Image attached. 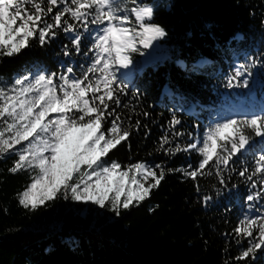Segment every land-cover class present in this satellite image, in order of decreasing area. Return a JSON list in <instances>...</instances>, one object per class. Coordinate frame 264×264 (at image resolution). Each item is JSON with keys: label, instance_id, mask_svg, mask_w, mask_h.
I'll return each instance as SVG.
<instances>
[{"label": "snow or ice", "instance_id": "obj_1", "mask_svg": "<svg viewBox=\"0 0 264 264\" xmlns=\"http://www.w3.org/2000/svg\"><path fill=\"white\" fill-rule=\"evenodd\" d=\"M162 6L163 0H0V58L21 54L32 41L44 47L60 32L70 36L72 46L64 45L63 55L70 57L74 51L85 57L79 74L68 65L63 71L33 67L8 80L0 77V160L15 156L8 172L30 173V183L18 194L24 209L34 211L62 198L115 217L144 202L167 175L190 179L199 193L200 177L214 170L226 185L224 170L237 172L249 191L241 218L231 232L222 234L224 264H252L264 251V147L254 154L252 166L241 157L257 138L264 142V106L213 121L202 133L178 131L182 121L173 115L155 151L169 158L180 152L195 154V164L171 168L141 160L122 165L109 158L122 145L131 150L134 131L144 127L145 136L149 134L147 125L138 118L133 121L132 115L125 117L120 109L128 108L122 100L129 94L123 81L130 80L133 70H142L137 65L143 62L133 54L145 56V50L155 51L168 38L167 30L154 22ZM85 38L91 41L87 51L82 50ZM238 38L243 39H233ZM244 59L227 77L226 88L248 89L253 69L264 68V50ZM175 63L195 73L206 61L188 63L178 57ZM237 162L239 169L232 166ZM211 199L204 195L201 204L207 206ZM229 238L242 249L234 256Z\"/></svg>", "mask_w": 264, "mask_h": 264}, {"label": "trees", "instance_id": "obj_2", "mask_svg": "<svg viewBox=\"0 0 264 264\" xmlns=\"http://www.w3.org/2000/svg\"><path fill=\"white\" fill-rule=\"evenodd\" d=\"M163 5L154 22L169 34L162 42L169 57L157 67L138 63L143 74L133 84L123 81L129 94L122 100L128 108L120 111L125 117L132 115L133 121L140 119L149 134L146 137L141 127L130 137V151L122 145L109 154L122 165L141 160L165 162L171 168L195 164V154L180 152L169 158L155 151L169 129L168 122L176 115L182 121L176 126L178 131L196 133L199 128L202 133L212 116L208 110L190 111L191 104L220 109L229 103L235 98V88L225 87L227 77L245 62V56L264 50V0H163ZM238 36L243 39H233ZM90 44L85 38L82 50L87 51ZM64 45L72 47L70 36L63 32L44 47L32 41V47L21 54L0 58V77L8 80L33 67L63 71L68 65L79 74L85 57L74 51L64 56ZM178 57L188 63L198 59L213 63L186 73L175 63ZM133 59L142 62L138 53ZM253 72L250 87L261 83L262 89H254L264 94V68L256 67ZM166 87L172 94L165 93ZM143 112L150 116L144 117ZM183 140L187 142V137ZM261 147L264 144L257 138L241 159L252 166ZM15 159L0 160V264H224L222 234L231 232L246 210L244 198L249 189L237 172L228 169L223 172L226 185L219 183L214 170L213 175L200 177L199 193L190 179L179 173L167 175L144 202L120 217L95 214L92 206L91 212L81 216L88 206L73 204L74 209H69L62 198L28 210L18 204V194L30 183V173H9ZM232 166L241 167L238 162ZM234 184L238 187L233 188ZM204 195L212 197L207 206L201 204ZM229 241L234 256L242 249ZM252 264H264V251L257 253Z\"/></svg>", "mask_w": 264, "mask_h": 264}, {"label": "rangeland", "instance_id": "obj_3", "mask_svg": "<svg viewBox=\"0 0 264 264\" xmlns=\"http://www.w3.org/2000/svg\"><path fill=\"white\" fill-rule=\"evenodd\" d=\"M149 53H151V56L148 55ZM168 57H169V54L167 52V49L163 45L160 44V46L155 51L153 49L145 50V56H141V61L143 62L144 66L156 67L159 63H164ZM121 70L123 71V69ZM65 202L69 209H74L73 204H77L71 201H65ZM85 206L89 207L90 205H85ZM92 208H94L95 214L101 212L103 216L112 218L113 214L111 212H107L102 209H97L95 208V206H92ZM81 216H84V215H81Z\"/></svg>", "mask_w": 264, "mask_h": 264}]
</instances>
